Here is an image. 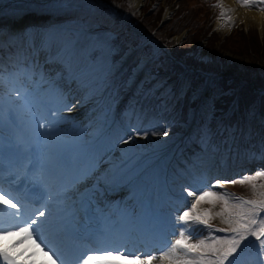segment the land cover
Wrapping results in <instances>:
<instances>
[{
  "label": "bare ground",
  "instance_id": "bare-ground-1",
  "mask_svg": "<svg viewBox=\"0 0 264 264\" xmlns=\"http://www.w3.org/2000/svg\"><path fill=\"white\" fill-rule=\"evenodd\" d=\"M139 2L137 0L135 4ZM222 3L221 12L224 11V15L220 13L215 21V27L219 30H229L228 22L233 21L236 16L246 21L251 19L258 22L260 27L263 25L262 12L243 9L236 0H222ZM55 6L45 0H0V51L9 47L14 49L17 61L12 70L20 73L18 78H13V74L7 73L10 72V68L0 60L2 66L0 80H3L0 84V143L8 146H11L10 143L19 144L25 159L31 157L33 164L38 161L37 166L42 169V179L50 182V195L45 203L46 207L43 206L45 216L39 218L40 235L48 244L51 242L49 241L51 235L54 234V239L58 240L64 228L72 230L83 219L87 207L84 201L87 200L102 213L103 229L112 239V244L110 242L102 246L97 245L95 248H121L158 255L164 248V241L158 238L156 233L139 226L143 212L140 200L144 197L150 199L151 203L164 213L166 222H171L165 210L166 201L169 200L167 195L171 191L167 173L176 161L180 139L175 147L136 154L130 156L122 165H114L107 154V148L109 142L115 140L121 131L117 125L119 114L116 108L112 116V125L104 135L96 138L86 137L88 125L85 119L105 96L106 87L91 99L80 93L81 86L77 84L76 79L86 70L81 65L84 52L76 54L73 68L67 75L55 77L59 69L56 63L62 58V49L57 43H53L49 49L44 48V32L55 23L56 18L66 17L61 14L66 15L75 11L72 8L74 5L71 7L70 4H59L61 8H58L57 2ZM227 9L230 12L226 11ZM225 14H230V18L228 19ZM59 21L60 19L57 20ZM30 36H34L36 40L34 48L29 46ZM108 52L106 49L99 64L108 60ZM15 54L9 50L8 54L3 53L2 59L14 60ZM23 55L24 58L32 56L30 60L32 63L39 59V63L22 70ZM133 56L132 52H129L122 58H127L129 62ZM147 61V57L143 59L131 87L136 85L139 78L146 75L144 67ZM226 69L234 71L236 66H227ZM28 73L33 75L29 79L30 85L26 87L23 80L27 78ZM16 93H21L22 97H17ZM66 105L72 110L68 111ZM40 124L44 127H39ZM120 147L126 152L130 149L129 141L121 139ZM192 159L199 163H210L209 169L213 164L215 167L218 156L197 155ZM236 159L239 160L236 162L237 165L246 162V160L240 162L241 158L234 152L225 159L226 166L231 167V162ZM185 162L188 163V160ZM137 174H140L137 181L125 187ZM0 188L8 192V188L1 185ZM127 189L132 190V196L123 194ZM166 235L167 241L175 239L170 236L171 229L168 226ZM143 237L146 241L140 244L139 240ZM19 240V236L5 237L3 243L11 246ZM151 242H155L154 247ZM76 245L77 242L71 241L53 248L65 264H76L81 257L80 251L72 255L78 248ZM25 249L27 253L22 259H26L32 252H37L34 259L41 257L43 262L51 264L47 257L28 243L18 245L16 251L25 252ZM120 264L138 262L121 260Z\"/></svg>",
  "mask_w": 264,
  "mask_h": 264
},
{
  "label": "rangeland",
  "instance_id": "rangeland-1",
  "mask_svg": "<svg viewBox=\"0 0 264 264\" xmlns=\"http://www.w3.org/2000/svg\"><path fill=\"white\" fill-rule=\"evenodd\" d=\"M45 1L52 2L54 6L57 5L58 2V8H61L59 7V4H70L71 7L74 5L72 8L75 9L73 13H67L66 15L61 14L66 17L59 18V22H57L59 19L56 18L55 23H52V25H50L51 27L44 32V48L49 49L53 43H57L62 49V58L56 63L61 67L58 66L59 69L55 74V77L61 78L64 75H67V73L73 68L76 54L78 52H84L81 65L82 68L86 70L76 79L77 84L81 86L80 93L84 94L85 97L88 96L86 97L87 99H91L92 96H96L106 87L105 96L102 98L98 107L90 112L85 119L86 124L88 125V130H86L85 133L86 137L93 136L96 138L104 135L112 124V116L116 108L119 114L118 122H120L117 125L120 129L124 128L121 133L117 134L118 137L110 142L111 145L109 144L107 148V154H110V158L114 165H122L127 161L128 156L130 155L145 153L154 149L158 152L160 149L175 147L180 139L178 142L179 145L176 154V161L174 166L169 168L167 173L170 179L169 189L171 191L168 192L169 200L166 201V211L172 219L169 224V227L172 228V233L174 230H179L180 228V224L176 222L178 216L182 215V213L188 210V207L190 206L187 202L192 198L188 197L186 190L190 191L199 189L201 186L207 184L214 185L217 179H239L245 175H254L257 171L264 170V119L260 118V111L253 103L249 107L246 106L244 108L242 114H240L241 116L238 113L236 104H232L224 113L216 112L217 110H215L216 108L214 107L216 99H220L223 95H229L232 92L231 88L224 89L221 87L217 81V77H212L209 82L205 79L201 85L196 88V91L192 93L193 98L197 97L198 99L200 95L202 97L200 98L198 107L189 110L187 118L182 123L179 122L181 128V131L179 132L152 136L154 133L149 131L151 128L149 123L145 120V116H135L136 109L142 110L144 108L146 97H148V100L151 98L162 99L160 101L161 104L172 110L177 99L185 94L180 91L175 92V81L169 82V76L155 72V67L164 66V68L161 69L162 72H164L166 67L169 64H172V61L169 59L163 58V60L161 58L163 57L162 55H158L154 58L151 64L149 61L146 63L145 72L148 75L146 74L141 79L139 78L136 85L131 87L137 75V71L143 63V59L147 56L149 57L151 51L147 49L145 50V47L139 49V47L133 46L126 41L128 47L124 50V54L126 56L129 52L134 53L133 58L130 59V61H132L129 63V65L133 63L132 66L134 67L131 75L125 79L123 73L127 67L125 69H121L120 67L121 62L124 60L121 61L120 59L124 54L121 55L119 59L115 58L113 60V57H115L114 49L110 43H106L103 39L104 36H110L109 31H106L107 29L105 28L109 27V30L114 29L118 31L122 29L125 30L126 25L129 23L127 20L129 19V17H127V12L130 15L135 11L141 12L143 0H139L140 2L138 4H135V1L137 0H130L131 2L128 0L131 7L126 11L127 15H123L122 13H120L121 15H117L116 8H118L119 4H116V0H112L109 3L105 0ZM175 1L176 0H161V3L167 11H171L175 5ZM214 1L215 5L220 3L223 6L222 0ZM237 3L242 7L239 0ZM113 4H115L116 8ZM111 6L114 9L111 8ZM134 8L139 9L135 10ZM120 9L123 10V7L121 6L119 10ZM221 9V7L213 6L215 14L213 22L214 26L216 18L221 13ZM243 9L260 11L264 14V4L257 3L252 7H243ZM226 11L230 12L229 9ZM225 16L228 19L230 18V14H225ZM160 21L161 23L163 22V24L168 21L165 14H162ZM231 22H228L230 25L229 30L232 26H238V28L242 29L246 34H256L260 39L264 40V22L260 27L258 22L251 21V19L246 21L237 16ZM215 30L221 37L226 35L229 31H221L217 27H215ZM70 31L77 34V37L74 38V35L68 33ZM86 31L87 33H83ZM176 37L180 38L181 35H177ZM30 40L29 46L34 48L36 44L34 36H30ZM206 42L207 39L204 37L201 42L198 43L197 50H191L189 54H193L195 58L205 62L211 60L212 56L215 58L217 57L221 65L219 74L225 71L227 73H224V75L229 77H234V75L239 76V72L244 62H255L258 69L264 71V60L261 59V57H258L257 55H251L250 57L235 56L228 51L221 50L218 43L212 48V53H210L205 49ZM132 46L135 49H132ZM106 48H108L109 51L108 60L103 64H99L100 59L104 56ZM139 53L144 54L139 55ZM159 59L163 62L162 64ZM179 62H185L184 58L177 61V63ZM227 66H236L237 71L226 69ZM165 72H168V70ZM150 73H154V75H150ZM110 79L111 81H109ZM1 82H3V80H0V84ZM228 83L231 84L232 82L228 81ZM204 89L205 94H203ZM118 93L119 97L117 96ZM17 97H22V95L17 93ZM128 104H131L133 108L127 109L126 106ZM101 108L105 115H100L99 111ZM173 117L174 116L170 117L166 123L170 125L174 124L176 120ZM159 121L160 119L156 116H152V120H150L151 123L155 124ZM244 122L245 127H241ZM257 128L261 131L262 136L257 138L260 139V141H255L254 147L256 146V148H254L251 145V136L256 130L258 131ZM124 129L126 130L124 131ZM240 133H242L241 136H239ZM182 136L185 137L182 138ZM122 137L129 141L130 149L126 150V152L122 151L120 147V140L123 139ZM222 143L224 146L223 149H221ZM251 148L253 150H251ZM234 152H237V157L241 158L240 162L245 160L246 162L237 165L236 162L239 160L236 159L231 162V167L228 165L226 166L225 159H227L229 155L231 156ZM197 155H209L210 157L212 155L218 156L217 164L215 167L213 164L208 169L210 163H199L197 160L192 159ZM185 160H188V163H186ZM199 183L201 185H199ZM256 183H264V179L257 180ZM228 186L237 188L238 184L229 183L225 185L224 188H216L214 190L219 192L228 191L227 193H229L231 191L227 190L226 187ZM124 195L132 196V190L127 189L124 191ZM204 205L207 204H201L200 207ZM189 223L191 224V222ZM192 234L193 240L202 239L208 235V231L203 225H193ZM215 234L216 233H214V235ZM248 264H264V259L255 255Z\"/></svg>",
  "mask_w": 264,
  "mask_h": 264
},
{
  "label": "snow or ice",
  "instance_id": "snow-or-ice-1",
  "mask_svg": "<svg viewBox=\"0 0 264 264\" xmlns=\"http://www.w3.org/2000/svg\"><path fill=\"white\" fill-rule=\"evenodd\" d=\"M242 7H252L264 4V0H239ZM214 7H221L217 3ZM224 15V12H221ZM68 111L71 107L66 105ZM43 128L44 125L40 124ZM163 135H167L166 132ZM264 179V170L257 171L254 175H245L239 179H217L215 184H207L199 189L186 190L192 199L187 203L188 210L177 218L179 230H174L175 239L168 240L166 246L159 254L152 252L128 251L121 248L100 247L84 252L76 264H120L121 260L134 261L138 264H237L239 255L247 248H242V242L249 237L254 238L258 244L260 255H264V183L256 181ZM248 184L251 188L252 199L236 196L232 193L219 192L214 189L224 188L227 184ZM15 201V202H14ZM221 204L220 211L214 212L213 208ZM201 204L211 207L201 208ZM46 207V205H44ZM9 223L5 226L4 217ZM45 216L43 207L38 208L28 219L21 216V204L11 192L0 188V262L2 264H37L34 257L37 252H32L26 259V253L17 252L18 245L28 243L38 250L51 264H65L59 253L49 245L40 235L39 218ZM219 217L227 227L214 228L211 221ZM191 222V224L189 223ZM203 225L208 235L202 239L193 240L192 226ZM214 233H225L217 236ZM19 236L17 243L7 246L3 243L5 237ZM239 250V252H238ZM115 253V255H114ZM231 258V259H230ZM47 264V262H40Z\"/></svg>",
  "mask_w": 264,
  "mask_h": 264
},
{
  "label": "trees",
  "instance_id": "trees-1",
  "mask_svg": "<svg viewBox=\"0 0 264 264\" xmlns=\"http://www.w3.org/2000/svg\"><path fill=\"white\" fill-rule=\"evenodd\" d=\"M110 2L112 0H105ZM143 6L141 12L135 11L131 15L128 11L130 4L128 0H116V4H119L116 8L119 13L127 15L129 21L132 22L137 30L144 34H153L156 39L165 43L171 52L174 59L180 60L184 58L186 64L193 66L195 69H202L205 72L217 74L221 70L220 61L212 57L208 61H200L190 53V48L193 45L198 44L204 37L207 38L206 51L212 53V48L218 43L219 48L223 51H228L232 55H238L240 57L251 55H257L264 60V40L260 39L256 34H246L242 29L238 27H232L231 31L219 36L214 30H212L213 12L212 6L213 0H176L173 7V12L170 19L162 26L158 27L159 21L164 10V6L161 0H143ZM123 7V10L119 8ZM183 31H186L182 42L175 43L170 40L171 36L179 35ZM256 35V36H255ZM131 41L133 44H138L141 39L140 35L133 32H127V30L121 31L120 35L115 38V42L120 45V50L115 58L121 54L125 48V42ZM150 45L146 46L145 50H150ZM174 72L181 73L184 71L183 66L180 63L172 65ZM130 73V67L126 70L124 75ZM240 76L245 83H241L240 79L222 75L218 77V82L224 89L231 88L232 92L229 95H223L220 99H216L214 107L216 112H226L230 106L235 103L238 112L242 114L246 106L253 104L258 97L260 114H264V73H261L255 62H244ZM174 75V73H173ZM187 81L190 84V88L196 89L204 81V76L196 72H185ZM228 81L232 82L231 84ZM191 91L178 100L172 113L176 122L172 125L167 124L168 112H161V107L155 106L153 116L160 119L159 123L164 126L159 127L158 133H173L180 130L179 121L184 120L187 116V112L190 108L196 105V100L191 99ZM157 123V124H159ZM254 134V138H255ZM259 133L257 132V136ZM236 190L242 194L253 197L251 188L248 184H238ZM210 205H206L208 208ZM221 204L213 208L214 212L220 211ZM212 224L227 226L223 224L219 217L211 221Z\"/></svg>",
  "mask_w": 264,
  "mask_h": 264
},
{
  "label": "water",
  "instance_id": "water-1",
  "mask_svg": "<svg viewBox=\"0 0 264 264\" xmlns=\"http://www.w3.org/2000/svg\"><path fill=\"white\" fill-rule=\"evenodd\" d=\"M198 72L202 73L203 75L207 76V77H213L214 75H211L209 73H206V72H203L201 70H198ZM224 73H227V72H222L221 74H224ZM235 76V75H234ZM236 78H239L238 76H235ZM243 82V81H242ZM178 88V87H177Z\"/></svg>",
  "mask_w": 264,
  "mask_h": 264
}]
</instances>
